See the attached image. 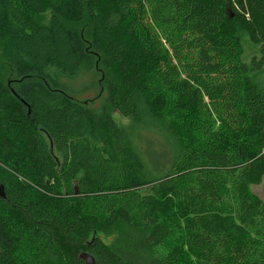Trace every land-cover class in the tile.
Returning <instances> with one entry per match:
<instances>
[{
	"label": "trees",
	"instance_id": "1",
	"mask_svg": "<svg viewBox=\"0 0 264 264\" xmlns=\"http://www.w3.org/2000/svg\"><path fill=\"white\" fill-rule=\"evenodd\" d=\"M243 34L264 43V0H0V264H264V50L243 61ZM54 72L101 85L80 100ZM140 100L158 151L113 117L162 130ZM184 108L187 135L164 113Z\"/></svg>",
	"mask_w": 264,
	"mask_h": 264
},
{
	"label": "rangeland",
	"instance_id": "2",
	"mask_svg": "<svg viewBox=\"0 0 264 264\" xmlns=\"http://www.w3.org/2000/svg\"><path fill=\"white\" fill-rule=\"evenodd\" d=\"M37 22L41 24H47L49 20V13H44L42 15H39L37 18ZM72 30V32L80 37V41L82 42L84 48L87 51H92V45L94 43L93 41V35L92 31L90 30V27L88 23H80L74 26H68ZM241 44L243 48V55L242 59L243 61H248L252 56L254 57H260L261 52L264 50V43H260L257 45L252 44L247 37L243 34L241 35ZM90 49V50H89ZM13 56V49H10L6 46L3 47V45H0V68L2 71V75L5 79L6 82L9 80L11 82L13 81V75H14V63L12 61ZM98 76L100 75V71L97 72ZM53 78L60 79L61 82H66L67 85L69 86L70 90L74 92L75 95H77V98L80 100H90L93 99L98 92V87L101 85V82L98 81L99 78H96V81H92L90 77L86 74H79L76 78L74 79H68L64 77V75L58 74V73H53L52 74ZM256 81L259 82L261 85L264 86V66L260 72H258L255 76ZM27 80H39L42 82L44 86L46 85V81L42 80L41 78L37 77L34 73L31 74L30 77H27V79H24L23 81ZM19 84V83H18ZM85 87V88H84ZM98 98H96L95 106L98 105ZM164 113L176 120L178 123L179 127L182 129L184 135L189 134L193 130V124H194V118L192 114L190 113L189 110L187 109H182L178 113H170L168 111H164ZM113 117L119 124V126L123 129L125 133L128 134L129 139L131 142L136 146L139 152H142L143 145V139L148 138L152 139L153 141H158L161 143H151L150 144V151H158L160 146L164 144L163 138L166 137L164 126L166 127L165 124H160L158 122V119L154 117H150V113L148 112V109L146 107V104L143 100L139 101V120L146 126V127H152L153 129H157V127H161L162 130L160 129L157 132L150 130V131H141L138 132L136 129L132 130L130 127V121L128 119H125L121 117L117 113H113ZM154 119V120H153ZM156 119V121H155ZM139 125H136V128ZM159 129V128H158ZM135 131V134H134ZM139 134L140 136L136 137V134ZM251 192L257 195L263 202H264V182H262L259 185H254L251 187ZM98 238H100L103 242L105 243H110L111 238H112V232L108 233H101L98 232L95 234ZM166 245V244H165ZM169 243H167L166 247L163 248V250L166 251L168 248Z\"/></svg>",
	"mask_w": 264,
	"mask_h": 264
},
{
	"label": "water",
	"instance_id": "3",
	"mask_svg": "<svg viewBox=\"0 0 264 264\" xmlns=\"http://www.w3.org/2000/svg\"><path fill=\"white\" fill-rule=\"evenodd\" d=\"M0 197H4V192L1 185H0ZM79 257L84 261L85 264H95L93 257L86 252H81L79 254Z\"/></svg>",
	"mask_w": 264,
	"mask_h": 264
}]
</instances>
